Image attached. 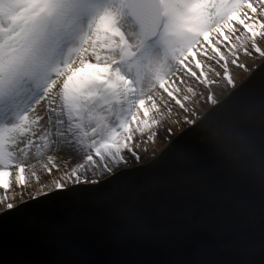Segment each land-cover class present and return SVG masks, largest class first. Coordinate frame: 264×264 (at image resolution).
<instances>
[{
	"label": "snow or ice",
	"instance_id": "obj_1",
	"mask_svg": "<svg viewBox=\"0 0 264 264\" xmlns=\"http://www.w3.org/2000/svg\"><path fill=\"white\" fill-rule=\"evenodd\" d=\"M262 44L264 0H0V189L40 180L33 150L51 173L54 145L116 147L157 91Z\"/></svg>",
	"mask_w": 264,
	"mask_h": 264
},
{
	"label": "water",
	"instance_id": "obj_2",
	"mask_svg": "<svg viewBox=\"0 0 264 264\" xmlns=\"http://www.w3.org/2000/svg\"><path fill=\"white\" fill-rule=\"evenodd\" d=\"M0 264H264V62L150 162L2 212Z\"/></svg>",
	"mask_w": 264,
	"mask_h": 264
},
{
	"label": "rangeland",
	"instance_id": "obj_3",
	"mask_svg": "<svg viewBox=\"0 0 264 264\" xmlns=\"http://www.w3.org/2000/svg\"><path fill=\"white\" fill-rule=\"evenodd\" d=\"M231 60L229 56L227 70L222 66L209 73L207 82H185L176 90L175 96H165L157 91L155 95L160 104L153 108V114H141L142 118L133 124L131 133L121 135L116 141V147H104V141L91 150L75 143L54 145L43 158L47 162V155H53L54 163L60 166L51 173L42 169L41 158H37L33 150L26 161L30 165L26 174L28 170L32 172V165H35L40 180L32 177L29 186L23 190L15 184L11 189H0V214L43 194L72 185L98 183L121 169L150 162L166 148L173 135L199 121L213 105L242 84L264 62V57L252 50L250 55L241 52L236 64ZM38 108L43 114L42 106ZM9 203L13 207L8 208Z\"/></svg>",
	"mask_w": 264,
	"mask_h": 264
},
{
	"label": "trees",
	"instance_id": "obj_4",
	"mask_svg": "<svg viewBox=\"0 0 264 264\" xmlns=\"http://www.w3.org/2000/svg\"><path fill=\"white\" fill-rule=\"evenodd\" d=\"M178 134V133H177ZM177 134H175V135H173V137L171 138V139H173ZM167 138H169V137H167ZM171 139L169 140V142L171 141ZM166 144H168V143H166ZM142 157H140L139 159H141ZM139 163V162H138ZM140 164H141V162H140ZM143 165V164H142ZM137 166H140V165H137ZM136 167V166H135Z\"/></svg>",
	"mask_w": 264,
	"mask_h": 264
}]
</instances>
